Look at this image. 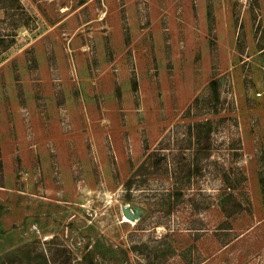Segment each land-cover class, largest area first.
I'll list each match as a JSON object with an SVG mask.
<instances>
[{"label":"rangeland","instance_id":"374dc122","mask_svg":"<svg viewBox=\"0 0 264 264\" xmlns=\"http://www.w3.org/2000/svg\"><path fill=\"white\" fill-rule=\"evenodd\" d=\"M2 4L0 264H264V0Z\"/></svg>","mask_w":264,"mask_h":264},{"label":"trees","instance_id":"16d2710c","mask_svg":"<svg viewBox=\"0 0 264 264\" xmlns=\"http://www.w3.org/2000/svg\"><path fill=\"white\" fill-rule=\"evenodd\" d=\"M5 1H7V0H0V7H2V8H6V6H4L2 3H5ZM8 1H10V2H12V3H15V1H17V0H8ZM15 27H18V24H16L15 25ZM217 84V80H214V81H212L211 83H210V85L211 86H215ZM209 150H210V146H209V144H205V146H201L199 149H197V152H198V154H197V157H199V159H201V158H209V156H210V152H209ZM152 157V156H151ZM148 163H145V164H143L136 172H135V174L134 175H138L140 172H143V170L145 169L146 171H148V173H149V170H148ZM199 170V168L197 167L196 168V171L195 172H197ZM150 173H151V171H150ZM193 173V172H192ZM227 195V199H226V197H224V201H225V203H223V207H221V209H222V211L224 212V214L225 215H227V216H231V214H232V209H235L234 207H232V208H230L231 207V205L229 204V202H227V200L228 199H231V198H233L232 197V195L233 194H226ZM231 197V198H230ZM237 210V209H236ZM53 262H55V260H53ZM46 264H50V260L49 259H46V262H45ZM152 264V263H151Z\"/></svg>","mask_w":264,"mask_h":264},{"label":"water","instance_id":"95a60500","mask_svg":"<svg viewBox=\"0 0 264 264\" xmlns=\"http://www.w3.org/2000/svg\"><path fill=\"white\" fill-rule=\"evenodd\" d=\"M124 213L127 216V218H129V219H133L134 218V214L131 212V210L125 209Z\"/></svg>","mask_w":264,"mask_h":264},{"label":"bare ground","instance_id":"6f19581e","mask_svg":"<svg viewBox=\"0 0 264 264\" xmlns=\"http://www.w3.org/2000/svg\"><path fill=\"white\" fill-rule=\"evenodd\" d=\"M125 220H128L127 218H125Z\"/></svg>","mask_w":264,"mask_h":264}]
</instances>
